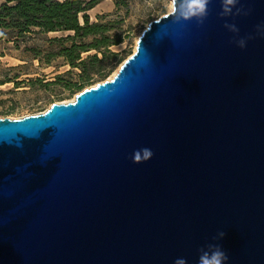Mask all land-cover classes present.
Here are the masks:
<instances>
[{"label":"water","instance_id":"water-1","mask_svg":"<svg viewBox=\"0 0 264 264\" xmlns=\"http://www.w3.org/2000/svg\"><path fill=\"white\" fill-rule=\"evenodd\" d=\"M182 7L111 79L0 119V264H197L209 243L264 264V0Z\"/></svg>","mask_w":264,"mask_h":264},{"label":"rangeland","instance_id":"rangeland-1","mask_svg":"<svg viewBox=\"0 0 264 264\" xmlns=\"http://www.w3.org/2000/svg\"><path fill=\"white\" fill-rule=\"evenodd\" d=\"M171 10L172 0H102L87 13L89 21L108 26L110 39L118 37L122 42L108 49L116 57L107 55L101 68L95 65L87 80L79 68H73L64 57L58 56L61 47L70 43L50 42L72 34H44L34 30L17 36L1 29L0 119L17 120L42 114L53 103L71 102L84 89L111 79L133 54L137 39L149 23ZM96 53L89 50L80 57L87 60ZM79 86L83 87L80 91Z\"/></svg>","mask_w":264,"mask_h":264},{"label":"trees","instance_id":"trees-1","mask_svg":"<svg viewBox=\"0 0 264 264\" xmlns=\"http://www.w3.org/2000/svg\"><path fill=\"white\" fill-rule=\"evenodd\" d=\"M0 5V30L14 32L17 36L37 30L40 33H70L71 36L53 39L51 43H70L61 47L58 56L64 57L73 68H79L82 77L101 68L107 55L116 57L108 50L119 45L121 38L110 39L111 30L99 23H90L88 12L102 0H2ZM89 50L97 53L87 60L80 55ZM101 54V58L98 57ZM121 63V60H117ZM97 70L96 72H98ZM83 87L79 86L80 91Z\"/></svg>","mask_w":264,"mask_h":264},{"label":"clouds","instance_id":"clouds-1","mask_svg":"<svg viewBox=\"0 0 264 264\" xmlns=\"http://www.w3.org/2000/svg\"><path fill=\"white\" fill-rule=\"evenodd\" d=\"M174 3V0H172ZM210 0H183V7L181 11V16L184 20H193L197 22V24H203L204 19L208 15V5ZM238 0H221V15L231 14L233 7L237 6ZM240 13V9H237V14ZM244 15H247L248 12L244 11ZM226 28H229L230 31L238 33L239 29L235 27V25H224ZM258 31L264 32V27L258 26ZM254 37L248 36L246 39H253ZM246 39L241 38L237 41V45L240 48H244L246 46ZM153 156V152L148 149H140L136 150L133 155L134 163H143L151 159ZM219 238H223L225 236L224 232L218 233ZM213 239H216L215 237ZM228 260L227 254L222 250L221 246L218 244H207L205 247L199 249V255L197 259V264H226ZM177 264V260L175 261ZM186 264V262H185Z\"/></svg>","mask_w":264,"mask_h":264}]
</instances>
